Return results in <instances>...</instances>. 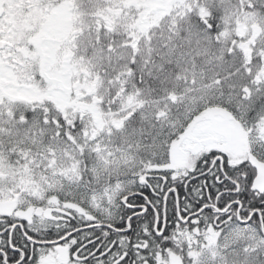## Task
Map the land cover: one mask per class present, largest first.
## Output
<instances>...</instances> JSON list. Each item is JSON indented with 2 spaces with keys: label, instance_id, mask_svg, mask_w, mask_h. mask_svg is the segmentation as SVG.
Instances as JSON below:
<instances>
[{
  "label": "snow or ice",
  "instance_id": "snow-or-ice-1",
  "mask_svg": "<svg viewBox=\"0 0 264 264\" xmlns=\"http://www.w3.org/2000/svg\"><path fill=\"white\" fill-rule=\"evenodd\" d=\"M0 264H264V0H0Z\"/></svg>",
  "mask_w": 264,
  "mask_h": 264
}]
</instances>
